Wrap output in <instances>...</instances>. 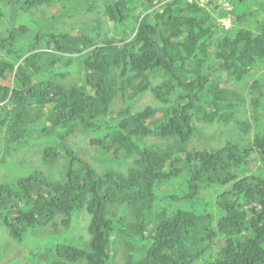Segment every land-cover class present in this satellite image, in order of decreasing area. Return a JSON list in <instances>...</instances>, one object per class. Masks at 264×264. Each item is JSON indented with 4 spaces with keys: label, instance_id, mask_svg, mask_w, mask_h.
Returning a JSON list of instances; mask_svg holds the SVG:
<instances>
[{
    "label": "trees",
    "instance_id": "trees-1",
    "mask_svg": "<svg viewBox=\"0 0 264 264\" xmlns=\"http://www.w3.org/2000/svg\"><path fill=\"white\" fill-rule=\"evenodd\" d=\"M201 1L0 0V264H264V0Z\"/></svg>",
    "mask_w": 264,
    "mask_h": 264
},
{
    "label": "rangeland",
    "instance_id": "rangeland-1",
    "mask_svg": "<svg viewBox=\"0 0 264 264\" xmlns=\"http://www.w3.org/2000/svg\"><path fill=\"white\" fill-rule=\"evenodd\" d=\"M206 1V0H202L201 2ZM225 7H227L228 9H230L229 5H226ZM71 80H74L73 76L71 75L69 77V82H72ZM118 103L120 104V102L118 101ZM155 106L156 102L155 100L152 98L150 93H145L143 95V97L141 99H138V101L135 103L134 105V110H140L143 109L145 106ZM117 108V107H114ZM248 108L250 110V106L248 105ZM202 130L204 132L205 135H219L221 132L227 130V127L223 126V125H212V126H203ZM219 137V136H218ZM218 140H213L210 141V145L212 147H216V146H221L223 145L225 138L224 137H220L217 138ZM88 141V139L84 138L82 134L77 133L76 135L72 136L71 138H69V142L67 143V146H69L70 148H75L78 149V152L80 151V149L84 148L83 146L85 145V143ZM49 142L43 138H40L39 135H33L32 136V140L31 142L27 143L25 148H23V150H21L19 153L20 154H24L26 153V157L23 156V159L29 160V161H33V162H37L38 157L40 156L39 151L41 150V146L42 144ZM204 143L201 144V146H203ZM93 148V147H92ZM88 148L87 150L89 151V154H93L94 152H96L94 150V148ZM37 152V155H36ZM88 161H91V158L88 159ZM22 169H27V168H22ZM2 174L3 172L9 173L7 172L5 169L1 168L0 169ZM20 170V169H19ZM10 174V173H9ZM34 264H37L36 262H33ZM9 264H26L24 261L19 260V259H15L12 260V262H10Z\"/></svg>",
    "mask_w": 264,
    "mask_h": 264
},
{
    "label": "built area",
    "instance_id": "built-area-1",
    "mask_svg": "<svg viewBox=\"0 0 264 264\" xmlns=\"http://www.w3.org/2000/svg\"><path fill=\"white\" fill-rule=\"evenodd\" d=\"M226 5H229L228 3H226Z\"/></svg>",
    "mask_w": 264,
    "mask_h": 264
}]
</instances>
